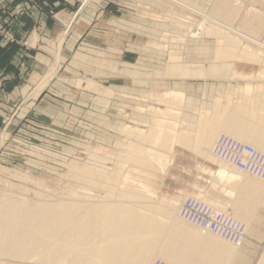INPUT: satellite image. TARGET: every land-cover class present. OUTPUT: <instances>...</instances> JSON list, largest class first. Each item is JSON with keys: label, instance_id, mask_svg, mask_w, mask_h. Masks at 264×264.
<instances>
[{"label": "rangeland", "instance_id": "obj_1", "mask_svg": "<svg viewBox=\"0 0 264 264\" xmlns=\"http://www.w3.org/2000/svg\"><path fill=\"white\" fill-rule=\"evenodd\" d=\"M5 1L0 0V4ZM227 1L237 12L236 15H231L234 20L229 24L230 29H236L235 33L232 32L230 35L228 32H220L218 29H210L212 24H218L217 19L221 20L222 16L215 15L212 11L199 12L185 5H179L182 9L181 13L165 15L164 19L168 24V29L165 32H127L126 40H124L125 34L121 33L117 34V38L112 37L114 39L112 43H116L117 47L101 48L98 55L102 59H109L112 54V60L116 59L121 62L117 65L107 62L92 63L88 60H85V63H79L74 60L69 66L62 50L63 47H61L49 67L50 70L56 63L55 75L46 84V80H49L51 76V74L46 76L48 70L41 80L45 76L46 78L37 89L46 84L44 88L37 96H33L34 89L41 81L39 80L25 98V102L30 101L29 104H33L41 98L42 93L48 89L53 79L64 75L61 74L62 72L69 71L70 74L69 72L68 74L72 78L66 80L64 86L58 84L60 85L58 86L59 92L66 94L63 102L66 105L63 107V111L59 106V109L52 107L51 104L56 103L48 100L39 112L33 107L27 111L30 116L28 119L38 118L40 122L36 123L40 127L29 124L27 127L18 129L12 127L0 129V204L7 200L11 201V199L33 205L59 203L60 201L69 203L71 202L69 200L74 197L80 200L83 198L82 201H91L93 204L103 205L113 202L114 195L119 190L118 187L114 192L113 187L109 186L110 189H108V185L103 186V183L108 180L100 184V178L93 185L84 181L86 173L79 168L86 164L104 170L102 172L95 168L98 172L106 174L107 177L114 176V174L127 176L128 183L133 188L140 185L147 206H155L160 200L165 204L172 203L170 205L176 210L174 218L177 220H181L178 214L179 206L191 197L203 201L215 213L221 214V217H228L243 226L242 219L238 218L239 222L231 216L233 215L231 206L234 198L227 193L228 184L218 181L214 176V172L219 166L218 162L205 157L204 153L202 155L196 153L200 149L194 151L189 144L183 142L184 139L181 142H176L172 150L165 151L160 146L152 147L139 144L124 131L125 126L149 131V128L151 129L149 124L154 121V117H152L154 112L152 111L159 109L164 111L166 107L170 110L168 104V106L163 105L157 99L163 94L173 92V89L180 87L187 89L190 77L207 73L211 75L214 72V69L209 66V62L216 49V37L221 36L235 43L238 42L239 45H247L251 52L260 54L259 56L264 58V1ZM218 11L221 12L220 9ZM244 20H248L252 24H250V28L253 26L254 29L255 27L258 29L255 35L245 29ZM180 23L191 24L192 27L194 23L199 28L206 26L210 28L207 31H200L202 34H189L184 24ZM179 26H183L185 30L180 31ZM247 28L249 27L247 26ZM66 33L67 30L65 35ZM242 34L257 39L262 45L245 41L239 37ZM0 35L11 40L9 33L3 29H0ZM125 42L130 46H125ZM147 42L149 46H145ZM125 54L128 56L126 60L123 57ZM215 61L223 60L215 59ZM230 61V65L235 66L233 77H237V82L231 85V91L219 96L236 97L240 89L245 88L247 84L254 87V92L261 93L260 89L264 84V79L261 80L258 75H264V60ZM65 67L66 70L63 71ZM219 69L221 71V68ZM93 76H98V78H93ZM258 79L261 81H257ZM71 86L75 88L73 92L69 91ZM237 88L239 91L235 93ZM79 92L85 95L79 96ZM213 103L212 101L206 110L211 111ZM180 108L182 111L183 105ZM197 113L192 121H186L181 118V112L180 120L196 126L199 124L197 122L200 117ZM214 134L205 149L210 148L218 136L220 141L225 139L223 136L234 140L232 135L227 134L223 129ZM191 135L193 136L194 133H190L188 136ZM235 140L241 143L240 140L236 138ZM150 149L155 155L166 157L163 171H155L146 165H138L131 157H125V154L127 155L130 151L140 155ZM112 171L113 174H111ZM257 212L264 220V205L260 206ZM262 219H260L262 224H257L255 234L248 233L246 238L239 241L244 240L238 249L240 248V252H245L244 254L241 252L243 256L239 254L240 256L236 258V261L241 259L239 264H259L264 259L262 256V254L264 255V222ZM235 233L240 235L238 232ZM224 240L229 244H236L230 239L225 238ZM244 259L245 261H243ZM155 260L160 259L154 258ZM0 264L35 263L0 255Z\"/></svg>", "mask_w": 264, "mask_h": 264}, {"label": "bare ground", "instance_id": "obj_2", "mask_svg": "<svg viewBox=\"0 0 264 264\" xmlns=\"http://www.w3.org/2000/svg\"><path fill=\"white\" fill-rule=\"evenodd\" d=\"M214 5L213 10L217 6ZM221 19L223 21L217 19L218 24L210 25L211 28L209 26L199 28L194 23L192 27L191 22L188 25L180 24H184L189 34L207 31L208 28L228 32L229 35L232 32L235 33L236 28L230 29L228 20L222 17ZM179 28L180 31L185 30L183 26ZM242 36L239 37L244 40L249 39L244 34ZM223 38L216 37L217 52H219L217 56L264 60L259 56L260 54L251 52L247 45H239L238 42ZM250 41L255 43L257 39L251 37ZM256 44L262 45L257 42ZM53 71L54 69L51 68L49 75ZM258 76L261 80L264 79L263 74ZM261 87V93L254 92V87L247 85L243 89L239 88L240 91L237 90L239 92L236 97L216 96L211 111L206 109L197 111L200 117L197 122L199 124L196 126L180 120L182 112L180 107L183 105L184 95L168 92L157 100L163 105H169L170 110L166 107L164 111L161 109L152 111L154 121L149 124L151 127L149 131L133 129L129 126L123 127L129 137L131 136L139 144L160 146L165 151H170L176 142L184 139L183 142L189 144L194 151L200 149L196 153L200 155L204 153L205 157L218 162L219 166L214 176L218 181L228 184L227 193L234 198L231 216L236 221H239L238 218L242 219L243 226L223 216V226L215 225L209 228L211 231L201 228L180 215L185 201L178 209L181 220H184L182 222L174 218L176 210L170 205L172 203L165 204L160 200L155 206L145 205V195L140 185L133 188L129 185L127 176L114 174L107 177L106 174L98 172L95 169L97 167L84 164V167L79 168L86 173L84 181L93 185L100 178V184L108 180L103 183V186L108 185V189L111 186L116 192L115 188L118 187L119 190L117 189L113 202L103 205L93 204L91 201H82L83 198L80 200L74 197L69 200L71 201L69 203L60 201L33 205L12 201V199L7 200L0 204V255L32 261L35 264H155L157 262L239 264L241 259L236 261V258L240 256L239 254L243 256L245 253L241 251L242 254L240 248L238 249L244 240L239 241L246 238L248 233L255 234L257 224H262L260 220L262 216L258 215L257 210L264 205V178H262L264 174L256 175L249 170L236 169L230 162L217 158L214 151L220 150L222 142L236 145L237 149L248 146L254 151V156L249 159L250 164L260 162L264 168V84ZM232 102L235 104L232 105ZM220 129L232 135L234 140L223 136L225 139L220 141L218 136L214 144L205 149L210 142L209 139ZM190 133H194L195 136L189 137ZM235 138L241 143L236 142ZM190 139H192L191 143ZM151 151L150 149L140 155L130 151L127 155L125 154V157H131L138 165L163 171L166 157L155 155ZM242 161H246V158ZM225 238L236 244H229L224 240ZM262 256L264 257L263 254ZM154 258L160 260L154 261ZM259 264H264V259Z\"/></svg>", "mask_w": 264, "mask_h": 264}, {"label": "crops", "instance_id": "obj_3", "mask_svg": "<svg viewBox=\"0 0 264 264\" xmlns=\"http://www.w3.org/2000/svg\"><path fill=\"white\" fill-rule=\"evenodd\" d=\"M214 4L217 5L214 7L215 11ZM179 5L199 12L213 11V14L222 16L229 23L234 20L231 15L237 14L227 0H6L1 3L0 29L8 32L11 40L0 35V129H18L29 124L40 127L36 123L40 122L38 118L28 119L30 116L27 111L33 107L39 112L48 100L56 103L51 104L52 107H61L63 111L66 94L59 92L58 84L64 86V82L72 78L69 71L62 72L64 75L53 79L41 98L33 104L25 102V98L49 70L61 47L69 66L74 60L79 63L88 60L92 63L107 62L117 65L121 62L112 60V54L109 59H102L98 55L101 48L117 47L116 43H112V37L117 38V34L121 33L125 34L126 40L127 32H165L168 29L165 15L181 13ZM243 24L251 34L258 32L256 27L250 28L248 20H244ZM248 38L245 41L251 40L250 36ZM127 42L124 45L130 46ZM145 46H149L148 42ZM217 47L216 43L209 62V66L214 69L211 75L207 73L190 77L187 89H173V92L184 95L182 118L186 121H192L197 111L209 108L216 96L231 91V85L237 82V77H233L235 66L230 65V60L247 59L217 56ZM123 57L125 60L128 58L127 54ZM51 68L54 71L46 84L56 73V63ZM65 70L66 67L63 71ZM46 76L34 89L33 96H37L46 85L37 89ZM69 89L73 92L75 88L71 86ZM237 90L238 88L235 93ZM78 95L85 94L79 92Z\"/></svg>", "mask_w": 264, "mask_h": 264}, {"label": "built area", "instance_id": "obj_4", "mask_svg": "<svg viewBox=\"0 0 264 264\" xmlns=\"http://www.w3.org/2000/svg\"><path fill=\"white\" fill-rule=\"evenodd\" d=\"M221 144L222 147H220L219 151L215 152L213 150L217 158L225 162H230L236 169L242 171L249 170L256 175L264 174V168L260 165V162L258 164L255 162L254 165L250 164L249 159L254 156V151L250 147L243 146L242 148L237 149L236 145L233 144L230 145L225 142H222ZM245 158L246 161H242V159ZM212 210L213 209L206 203L190 197L183 203L180 215L199 227L210 230L209 228H213L215 225H224L222 223L223 218ZM155 264L164 263L157 262Z\"/></svg>", "mask_w": 264, "mask_h": 264}]
</instances>
